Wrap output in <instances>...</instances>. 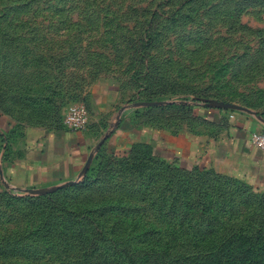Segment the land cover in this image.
Masks as SVG:
<instances>
[{
    "label": "rangeland",
    "instance_id": "374dc122",
    "mask_svg": "<svg viewBox=\"0 0 264 264\" xmlns=\"http://www.w3.org/2000/svg\"><path fill=\"white\" fill-rule=\"evenodd\" d=\"M201 100L264 124V0H0L2 156L35 130L71 132L83 104L91 163L54 186L95 182L60 192L66 212L28 198L60 188L0 187V264H264V191L176 152L186 133L220 131ZM86 238L98 250L84 258Z\"/></svg>",
    "mask_w": 264,
    "mask_h": 264
},
{
    "label": "crops",
    "instance_id": "0c3cea01",
    "mask_svg": "<svg viewBox=\"0 0 264 264\" xmlns=\"http://www.w3.org/2000/svg\"><path fill=\"white\" fill-rule=\"evenodd\" d=\"M203 114L211 125L220 128L219 133L214 137L198 138L189 133L182 135V144L180 142L176 150L178 155L198 158L246 177L264 191V153L251 142L253 132L264 131L263 122L257 116L243 112H234L235 116L231 117V111L209 108ZM11 125L9 121L1 120L0 136L8 132ZM69 131L35 130L23 143L21 154H16L10 143L7 156L0 152V187L35 190L77 179L88 155L89 143L84 132Z\"/></svg>",
    "mask_w": 264,
    "mask_h": 264
},
{
    "label": "trees",
    "instance_id": "16d2710c",
    "mask_svg": "<svg viewBox=\"0 0 264 264\" xmlns=\"http://www.w3.org/2000/svg\"><path fill=\"white\" fill-rule=\"evenodd\" d=\"M209 101L210 100H201V103H203L205 106L208 107L209 106V103H208ZM216 110H218V111H230V110H225V109H222V108L221 109L217 108ZM224 125H226V123H224ZM6 149H7L6 145L0 146V152L1 151H5ZM88 173L85 175V178H84L83 181L71 185V187H74L75 189H77V192H76L77 196H79L80 194L84 195L85 189L91 190V186L95 183L92 179H89ZM68 188H69V186L68 187H64V188H60L56 192H53V193H50V194H44V195H40V196H29L28 198L33 197L35 199L36 197H41L44 201H43L42 204H39V205H37L38 207L37 206L36 207L37 208H41L42 210L47 209L49 212H52V210H56L57 212H66L67 210H69V208L61 207V203L58 204L59 201H58L57 198H58V195L60 194V192L66 190ZM5 194L14 196V194H12L11 192H8V191H6ZM33 205H34V203H33ZM73 213H76L75 216L83 214V213H79L78 214L76 208L72 209V214ZM55 228H56V230H55L54 233L57 234V237L58 236L62 237L63 236V232H61V230H60L61 226L58 225ZM41 230H43V229L41 228ZM263 232H264V225H262L258 229V234L262 235ZM82 233H84V232H82ZM82 233H80V234H82ZM243 238H244L243 240L247 239L246 237H243ZM86 240L87 241L84 242V247H85L84 248V254H83L84 258H87L88 256H92L94 254V251H90V250H92V249L93 250H95V249L98 250V247H97L98 244L95 243L96 240L94 238H92V239L86 238ZM117 250H118V252H116L115 255H119L120 259L123 258L124 261L128 262V263L131 261V255H130V252L128 251L129 250L128 248L123 247V248H119ZM100 255H101V253L99 252V256ZM259 257H260V255H259ZM253 258H254L253 256H252V259H251L250 255H247V256L244 255V257L242 259L241 258L239 259L240 262H237L236 264H255V262L252 261ZM262 259H263V257L259 259L260 264L262 262ZM85 261H87V260H85ZM135 263H136V261H134V264ZM110 264H112V263H110ZM156 264H160V262L159 263L157 262Z\"/></svg>",
    "mask_w": 264,
    "mask_h": 264
},
{
    "label": "built area",
    "instance_id": "2783aa9c",
    "mask_svg": "<svg viewBox=\"0 0 264 264\" xmlns=\"http://www.w3.org/2000/svg\"><path fill=\"white\" fill-rule=\"evenodd\" d=\"M234 117V114H231ZM89 110L83 104L71 105L64 118V125L73 131H84L89 126ZM251 142L264 153V131H256L251 135Z\"/></svg>",
    "mask_w": 264,
    "mask_h": 264
},
{
    "label": "water",
    "instance_id": "95a60500",
    "mask_svg": "<svg viewBox=\"0 0 264 264\" xmlns=\"http://www.w3.org/2000/svg\"><path fill=\"white\" fill-rule=\"evenodd\" d=\"M156 104V103H154ZM210 106L212 107H216V108H222V109H228V110H236V109H241L238 105L236 104H233V103H230V102H223V101H210L209 103ZM104 142V139L100 142V145H102ZM91 159H92V155H90L88 161L86 162L83 170H82V174H85L88 170V167L91 163ZM0 171H1V168H0ZM75 181H69V182H66L64 184H61L59 186H54V187H51L49 189H35V190H32L34 192H47V191H51V190H55V189H59V188H62V187H66L68 185H72L74 184Z\"/></svg>",
    "mask_w": 264,
    "mask_h": 264
}]
</instances>
